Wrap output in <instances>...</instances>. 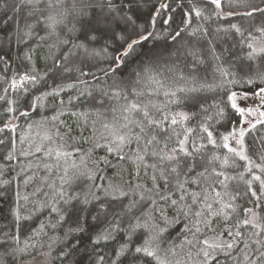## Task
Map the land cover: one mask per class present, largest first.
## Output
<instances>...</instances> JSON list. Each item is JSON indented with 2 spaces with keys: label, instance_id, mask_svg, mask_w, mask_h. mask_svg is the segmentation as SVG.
I'll use <instances>...</instances> for the list:
<instances>
[{
  "label": "snow or ice",
  "instance_id": "obj_1",
  "mask_svg": "<svg viewBox=\"0 0 264 264\" xmlns=\"http://www.w3.org/2000/svg\"><path fill=\"white\" fill-rule=\"evenodd\" d=\"M227 2L230 10L225 11V0H203V7L189 0L182 26L164 36L175 44L186 33L196 42L174 50L154 48L143 54L146 61L130 77L116 79L145 42L161 38L158 22L171 25L167 0H159L144 21L138 15L141 0H0V81L7 84L0 101L11 114L0 133H15L17 113L27 118L46 107L47 98L55 101L51 116L34 121L43 129L41 143L34 151L31 143L30 150L20 151L38 161L21 168L22 174L28 169L23 184L36 185V198L16 192V231L0 230V264H31L24 257L32 252L44 257L40 264H50L54 244L90 229L95 250L115 239L125 217H130L124 229L127 240L108 264H220L221 255L233 264H264V136L258 137L259 150L252 154L245 139L264 126V0ZM209 6L212 11L206 15ZM211 16L247 18V27L230 22L215 30L217 38L221 33L238 37L243 56L225 60L227 49L217 51L208 29L192 27L194 17ZM257 17L259 24L253 23ZM100 41L105 45L97 49ZM14 49L25 70L9 75ZM40 49L45 50L44 61L51 62L43 73L35 67ZM101 53L108 64L98 69V76L85 65ZM209 59L211 81L200 76ZM42 83L48 90L34 96L28 110H19L20 100L9 98V92L23 96ZM242 84L255 86L251 95L259 98V106L244 105L248 91L227 87ZM66 90L75 95L65 100ZM217 90L224 96L214 101L215 115H205L193 126L197 113L189 108L207 112L201 94ZM82 98H87L83 108ZM229 112L238 121L228 131L216 132L208 121L219 122ZM66 115L74 118L75 135L62 119ZM25 140L20 137L21 144ZM15 143L9 161L17 159ZM82 143L89 147H80ZM229 169L240 171L232 175ZM241 198H246L243 204ZM39 214L47 222L21 242V222ZM178 225L177 242L169 232ZM34 238L41 239L31 242ZM94 264H105L104 255H97Z\"/></svg>",
  "mask_w": 264,
  "mask_h": 264
},
{
  "label": "trees",
  "instance_id": "obj_2",
  "mask_svg": "<svg viewBox=\"0 0 264 264\" xmlns=\"http://www.w3.org/2000/svg\"><path fill=\"white\" fill-rule=\"evenodd\" d=\"M7 3L11 4L12 0H6ZM169 3V11L168 14L173 17V21L171 25H165L160 22L157 24V30L161 34V38L156 41H148L145 42L143 48L141 49V53L133 56L128 59L126 66L118 70V75L115 77L119 79L121 77L127 79L130 77L135 70H138L140 66L146 61L147 57L143 55L144 53H148L152 49H164V48H181L185 43L192 44L195 43V38L189 37L186 33H182V39L178 40L175 44L164 36L165 32H172L176 30L178 27L182 26L181 21L184 18V12L189 8V0H167ZM191 3L197 4V6L203 7V0H191ZM235 3V0H233ZM142 7L138 11V15L141 21H144L148 18V16L152 13L153 9L157 8L159 5V0H141ZM224 10H230V6L225 0ZM239 11H243V8H239ZM211 7L206 8V15L211 13ZM8 15L11 16L12 12L9 11ZM232 23H241L245 27L248 26L247 18L240 17H231L229 19H224L222 17L211 16L210 19L204 18H193L192 27L200 26L208 29V35L210 39H213L216 43L217 51H221L223 49H227V55L225 56V60H232L233 57L243 56L244 50L241 49L238 44V37L225 36L223 33L219 34L222 38H217V34L215 32L216 28L223 27L227 28L228 24ZM260 18L253 22L255 24H259ZM13 25L9 23L7 26L10 31ZM199 35V34H198ZM105 45V41L98 42L95 47L97 49L102 48ZM115 46H119L116 44ZM200 46L203 48H207L206 41H201ZM112 45H109V50H112ZM44 49H40L38 53V57L35 60V67L40 73L47 71V69L51 66V62H45L43 57ZM16 51L15 49L11 53L12 63L9 71V75L14 74L16 72H22L25 70V65L19 60L15 59ZM181 59H184L181 57ZM190 60V58H188ZM212 61L209 59V62L203 65L200 69V76L206 77L209 81L213 79L212 72ZM108 60L104 58L103 53H101L100 57H93L89 61L86 62L85 68L88 70L89 68L96 73L98 76H102V73L98 71L99 68L107 67ZM183 66V65H181ZM187 71V69H185ZM111 83V80L108 81ZM52 79L49 78L48 85H51ZM264 86V85H262ZM7 87V84L4 81H0V95H3V88ZM227 87H232L233 90L237 91H248L251 94L253 85H227ZM48 90V86L45 84H41L37 88L31 89L26 95L21 96L18 93L9 92V98L11 99H19V110H28V105L32 102L34 96L39 95L41 91ZM69 95H75L74 90H66L62 93V96L65 100H67ZM203 103L207 108V112H202L199 108H189L191 111H195L197 113L196 117L192 121V125L195 126L199 121L203 120L205 115H215V105L214 101H219L224 93L222 91L217 90L216 92H205L201 94ZM84 100L83 107L87 106V98H82ZM46 107L38 108L36 112H32L31 115L27 118L20 117L19 114H16V118L13 119V123L18 125L15 133H9L5 131L4 133H0V139L4 140V143L0 144V230L5 232H14L16 231V226L14 223L13 211L16 207V192L20 191L21 195H28L30 199H35L36 197L32 196L33 190L35 188V184L29 185L27 188L23 184V179L25 175L28 173V169L25 168V173H21V168H23L29 161L33 163H37V159L34 156L24 157L20 155L21 149L30 150L29 144L33 145L32 151H34L35 145L41 143V137L43 134V129L36 127L34 121L41 120L43 116H51L53 114L52 105L55 103L52 97L47 98L43 102ZM74 104L76 102L74 101ZM8 105L4 101H0V126L7 119L10 118L11 114L6 112ZM81 108V110H82ZM69 125H72L74 132L73 135L76 134L75 125L73 124V119L67 115L62 117ZM238 116L232 112H229L227 117L223 120L217 122V119H213L208 121L211 127H214L215 131L218 133H224L230 129L232 125H234L238 121ZM32 124L33 127L30 130L28 125ZM40 133V135H38ZM87 135V133H85ZM25 136L26 140L23 144L20 143V137ZM264 136V126H257V129L250 132L248 136H246V143L249 145V154H252L253 150H259L260 141L258 137ZM15 140V155L17 159H13L9 161L7 159V155L9 152L13 151L12 141ZM54 146V145H53ZM80 147L87 149L89 147L88 144H80ZM209 150L211 151V146H209ZM226 151V150H220ZM97 155H103V152L97 151ZM35 170V169H34ZM237 171L240 169L232 170L229 169V172L232 175H235ZM43 173L41 172L40 175ZM111 175L109 171L107 173ZM7 181V183H4ZM235 184V182H233ZM242 187V185H241ZM246 198H241L240 203L243 204ZM23 205L24 202L21 201ZM252 206V205H248ZM95 209H93V212ZM53 217L55 214H51ZM48 217L44 214L33 215L32 219L23 220L19 227V233L21 242L27 239L29 236H32L34 230L38 229L41 222H47ZM130 217H125L121 222V230L114 233L115 239L102 242L98 248L93 249L92 244L90 243V236L93 234V229H90L87 233L81 234H73L68 239H65L61 242H58L53 245L51 264H94L97 255H104L105 264H108L109 261L115 259L114 253L118 250L120 244L127 240V233L124 229L128 227V220ZM103 225H96V228L102 227ZM67 225H65V229ZM60 234L63 235V230L60 231ZM49 235H53L52 231L49 230ZM169 236L178 242L179 240V225L171 229L169 232ZM35 239L41 238H34ZM45 242H47V237L42 238ZM11 243V242H9ZM21 246H23L21 244ZM47 248L45 247L41 251H45ZM30 251H32L30 249ZM65 253L67 255H65ZM38 255L37 252H32V256L24 257V260H29L33 256ZM119 264V262H118ZM124 264H127V261H124ZM220 264H233L231 259H226L223 255L220 257Z\"/></svg>",
  "mask_w": 264,
  "mask_h": 264
},
{
  "label": "rangeland",
  "instance_id": "obj_3",
  "mask_svg": "<svg viewBox=\"0 0 264 264\" xmlns=\"http://www.w3.org/2000/svg\"><path fill=\"white\" fill-rule=\"evenodd\" d=\"M244 105L248 107H257L260 104L259 98L258 97H253L251 94H249V98L243 102ZM252 119H255L254 117ZM47 251V250H45ZM35 257V259H33ZM29 261H31V264H40L42 260H44V257L40 255H35L33 256ZM50 264H51V258H50Z\"/></svg>",
  "mask_w": 264,
  "mask_h": 264
}]
</instances>
